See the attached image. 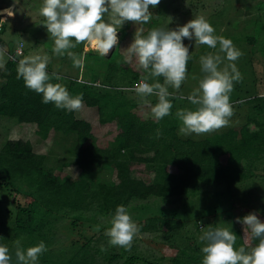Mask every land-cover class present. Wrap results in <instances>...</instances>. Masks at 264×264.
Returning a JSON list of instances; mask_svg holds the SVG:
<instances>
[{
	"label": "trees",
	"instance_id": "trees-1",
	"mask_svg": "<svg viewBox=\"0 0 264 264\" xmlns=\"http://www.w3.org/2000/svg\"><path fill=\"white\" fill-rule=\"evenodd\" d=\"M3 13H10L8 7H0V14ZM157 19L152 18V23ZM149 30L148 27L143 35ZM3 31L4 22L1 32ZM117 49L118 47L111 51L109 58ZM80 51L81 54L84 52L83 56L97 53L89 49L84 51L83 47ZM19 60L7 57L1 61L4 67L0 71V115L15 117L20 122H34V132L41 139L48 138L54 130L72 134L69 147L73 159L62 160L56 169L47 164V152H36L30 137H8L2 142L0 185L10 188L14 194L15 191L20 192L22 184H26L24 192L31 199L22 202L14 197L17 209L9 221L2 220V225L8 230L5 237L0 228V235L3 237L0 244L11 249L14 241L20 239L24 248L35 246L40 242L37 241L40 236H47L45 227H50V221L59 215L70 218L73 230L81 220L96 222L102 217L109 220L110 225L111 215L116 207L124 205L128 211L134 209L139 213L138 228L141 231L153 232L156 238L162 239L170 247H175L177 252L149 259L137 251L128 252L123 248L112 255L115 258L122 257L121 262L112 263L109 259L105 264H202L201 246L190 242L182 245L175 241L177 234L186 239L193 235L183 232L175 221L180 216L181 209L186 207L185 196L190 193L191 188L197 189L195 185L199 182L222 184L223 187L211 191L218 203L228 200L241 208L240 218L255 212L264 221V182H261L264 175L257 180L252 178L250 182L246 180L251 189H259L257 194H251L254 201L258 198L257 205L253 203L244 207L237 200L242 190L240 188L245 186L243 183L240 185V180L244 182L246 177L254 174L249 171L250 167L242 168L241 161L243 158H256L264 151V147L260 149L255 144L264 135V130H258L253 136L249 135L250 128L248 122H245L236 125L238 134L233 133L230 128L222 127L198 136L181 135L176 122L168 117L156 121L149 111L144 116L139 97L128 89L139 82L142 71L135 69L132 74L125 73L124 79H116L118 74L117 71L114 72L111 64L104 78H100L97 70L91 67L87 70L91 77L85 78L83 74L81 78L77 76L68 79L62 85L70 95H80L87 106L97 108L100 125L117 122L118 126L109 145H100L96 141L90 120L78 117L75 111L58 109L54 103H42L41 94L27 89L23 80L17 79L16 68ZM47 71L49 74L55 72L49 68ZM51 82L60 83L54 78ZM246 100L251 102L253 99ZM255 106L260 111L264 105L256 103ZM252 119L258 129L264 126L261 119L255 116ZM148 163H154V169L148 170L150 177L146 178L144 174ZM96 168L114 169L116 179L110 181L97 178L94 185L92 171ZM134 169L135 174L132 173ZM22 180L27 182L22 183ZM152 197L162 200L178 198L181 207L154 209L145 202ZM136 199L142 201L132 205ZM194 221L199 229V218ZM233 227V232L237 235L236 248L258 243L250 240L245 245L243 225L238 223ZM96 234L97 231L79 246H75L74 253L63 264H104L99 261L98 254L107 256V247L104 246L106 251H102V244L91 243L103 235ZM76 241L78 243V239ZM46 258L47 255L44 260Z\"/></svg>",
	"mask_w": 264,
	"mask_h": 264
},
{
	"label": "rangeland",
	"instance_id": "rangeland-1",
	"mask_svg": "<svg viewBox=\"0 0 264 264\" xmlns=\"http://www.w3.org/2000/svg\"><path fill=\"white\" fill-rule=\"evenodd\" d=\"M2 5L8 7L11 13L3 19L4 31L0 34V39L3 43L2 48L6 49L8 47L7 45L16 44L19 38L22 39L25 46H27V51L22 58L36 55L48 56L49 63L47 68L57 72V74L62 77V79L59 80L62 85L77 76L81 78L83 74L86 76L85 78H88V76L91 77V74L87 71L91 67L97 70L96 72L100 78H104V74L109 70L111 64L114 67V72L117 71L118 75L116 79H124L123 77L126 74H132L135 69L141 70L138 68L134 58L128 63L124 60V50L133 42L137 31H140L141 34H145L148 27L150 30L158 27L174 29L178 25L182 26L197 16H203L214 27L215 35L230 39L234 46L242 53L239 59L235 61V64L242 74L243 79L241 82H234L233 91L230 93L233 116L229 119L228 125L224 128H230L233 133L238 134L239 129L236 125L248 122V128H250L249 135L253 136L258 130H260V132L264 130V126L262 128L260 126V129H258L256 122L252 119L255 116L257 119H261L264 122V106H262V109L260 108V111L255 106L256 103L264 105V0H161L160 4L155 8L150 6V11L153 13L152 18H158L156 21L152 23V20H150L147 24L133 23L131 21L124 22L122 26L118 27V45L114 47H118V49L113 56L109 58V56L101 57L97 53L92 55L87 54V56H84L82 67H75L72 60L69 59L67 55L56 56L53 54L52 48L54 42L50 39L47 29L42 25L44 18L39 14L42 0H0V6ZM124 33L125 36H123ZM9 39L12 40L9 41ZM184 44L189 46L191 57L187 64V78L182 83L181 89L178 92L169 87V92L173 93V96L170 97L173 108L171 109V115L166 116L176 122L175 125L178 127V132L180 121L175 116L176 111L182 108L194 107L186 99L180 100L178 97L180 95L187 96L190 94L191 91L198 86L199 79L203 77L204 73L201 71L199 57L208 52L216 53L219 50V46H217V49H209L206 45L196 46L194 39L189 41L185 38ZM82 47L85 51L84 44L78 45L75 49H71V51L75 52L78 56L83 55L84 52L81 54L80 51ZM88 49L94 51L90 46ZM5 59H7L6 52L0 57V63ZM225 63H227V61H225ZM193 77H195V79H193ZM159 79L160 82L163 83V78L161 77ZM1 81L0 74V82ZM132 94L134 95L135 93L132 92ZM248 98L253 100L247 102L246 99ZM149 99L153 105L157 102L156 97H149ZM140 107L144 110V116L149 114L147 111L151 112L147 105L142 106L140 104ZM75 113L78 117L86 118L92 122L94 127L93 131L98 144L109 145L110 140H112L115 134L114 131L118 126L117 122L100 125L97 108L87 106L84 102L81 109L75 111ZM238 119L239 122H237ZM35 127L36 124L34 122H20L15 117L1 114L0 146L8 137H30L34 143L36 152H47V164L49 166L57 169L58 164H60L62 160L73 159V154L69 147L71 139L73 138L72 134L67 135L63 131L54 130L50 133L48 138L41 139L35 134ZM195 136L198 135L195 134ZM251 139L253 140L254 138ZM249 141L250 140H248V142ZM255 144L260 149L264 147V135H261ZM246 166L250 167L251 170L249 171H252L254 174L246 177L244 180L245 183L243 180L239 182L240 185L243 183L245 186L240 188L242 190L237 200L240 201V204L244 207L251 206L253 203L257 205L258 203V198L254 201V196H251V194H257L259 189H251L249 182L252 178L257 180L264 175V151L258 157H254L251 160L243 158L241 167L246 168ZM151 169H154V163L147 164V171L144 174L146 178L150 177L148 170ZM132 173L135 174V169ZM97 178L112 181L116 179L115 170L96 168L92 171L94 185L97 183ZM247 179L249 182L246 181ZM21 182L26 183L27 181L22 180ZM261 182H264V180L261 179ZM195 186L197 189L191 188L189 190L190 193L188 192L185 196L184 201L186 207L181 209V214L175 221L183 232L186 231L187 234L193 235L186 239L180 234H177L175 241L182 245L185 242H190L202 248L203 244L198 239L199 236L202 235L201 228L226 227L233 231V226L238 224L236 218L240 217L241 208L228 200H221L219 203L216 201L217 198L211 191H213L214 188L223 187L220 183L205 184L199 182ZM26 188V184H22L20 192L15 191L14 194H12L10 188L0 185V228L4 231L5 237L7 236L8 229L4 228L2 220L9 221L10 217L14 216L17 209L14 197L22 202H27L31 199V196L24 192ZM262 189L264 188L262 187ZM248 197L251 198L247 201H242L246 200ZM140 201L142 200L136 199L132 202V205ZM145 202L154 209L158 207H181V201L173 197L167 198L166 200L152 197ZM88 212H86V214H88ZM129 213L132 220L138 226L139 213L134 209L130 210ZM196 218H199V229L196 228L194 223V219ZM108 221L109 220L103 217L99 218L96 222L81 220L73 230V227L70 225V218L66 215H59L53 218L48 224L50 227H45L47 236H40L37 240L45 242L47 246L45 254L48 257L44 260L46 255H41L38 264L67 263L71 254L74 253V247L79 246L83 240L89 238V236L93 235L96 231L97 236L100 235V233L103 235L91 243H100L107 247V256L105 254H98L99 261L104 264L108 262L109 259L112 263L121 262L122 257L115 258L112 257V255L122 251L123 248L119 246H109L107 243L108 238L104 236V231L110 227ZM0 239H3L2 235H0ZM76 239H78V243ZM10 250L14 253V245ZM127 251H137L149 259H155L162 254H174L177 252V249L175 247H170L162 239L156 238L153 232L141 231L139 229L134 237L131 249ZM13 259V264H15V257H13Z\"/></svg>",
	"mask_w": 264,
	"mask_h": 264
},
{
	"label": "clouds",
	"instance_id": "clouds-1",
	"mask_svg": "<svg viewBox=\"0 0 264 264\" xmlns=\"http://www.w3.org/2000/svg\"><path fill=\"white\" fill-rule=\"evenodd\" d=\"M160 2L161 0H42L39 14L44 18L42 25L54 42L53 54L67 55L75 67H82L84 56H78L71 49L84 44L85 51L90 46L100 56H108L118 45V27L126 21L147 24L153 15L150 6L155 8ZM185 38L189 41L194 39L196 46L206 45L209 49H217L219 46V50L199 57L203 77L190 94L178 97L194 106L176 111L175 116L180 121L179 132L185 136L212 133L227 126L233 116L230 93L234 82H241L243 79L235 64L242 53L230 39L215 35L214 27L203 16H197L174 29L153 28L146 35L137 31L133 42L124 50V60L128 63L134 58L138 68L142 70V76L129 90L139 97L142 106L150 108L156 121L171 115L173 103L170 97L173 93L169 92V87L177 92L181 89L187 78V64L191 58L189 46L184 44ZM0 46V57L6 52L10 59L13 58L9 56V52L21 48L15 58L20 59L16 68L17 79H22L27 89L41 94L42 103L51 102L56 108L70 112L81 109L82 96H72L62 84L51 82L53 78L59 81L62 77L56 72L49 74L48 56L22 58L27 46L20 38L16 44L7 45L6 49L2 48V42ZM3 67L4 64L0 63V68ZM161 77L163 83L160 82ZM149 80L153 82L149 83ZM149 97H156L157 102L153 105ZM236 222L243 225L245 245L250 240L258 243L236 248L237 235L229 228L202 227V235L198 238L203 244L202 264H264V221L255 212H251L243 218L237 217ZM138 231L126 206L118 205L104 235L108 238L109 246L130 250ZM101 250L106 251V248L101 245ZM46 251L44 241L24 248L21 240L17 239L14 241V253L8 246L0 244V264H13V256L15 264H38L39 257Z\"/></svg>",
	"mask_w": 264,
	"mask_h": 264
},
{
	"label": "built area",
	"instance_id": "built-area-1",
	"mask_svg": "<svg viewBox=\"0 0 264 264\" xmlns=\"http://www.w3.org/2000/svg\"><path fill=\"white\" fill-rule=\"evenodd\" d=\"M0 33L3 29V19L5 18V16H7V14H0ZM0 45H1V41H0ZM17 52H21V48H16L13 52H9V56L13 59H15L17 57Z\"/></svg>",
	"mask_w": 264,
	"mask_h": 264
},
{
	"label": "crops",
	"instance_id": "crops-1",
	"mask_svg": "<svg viewBox=\"0 0 264 264\" xmlns=\"http://www.w3.org/2000/svg\"><path fill=\"white\" fill-rule=\"evenodd\" d=\"M0 7H4L3 5L2 6H0ZM12 39H9V41H11Z\"/></svg>",
	"mask_w": 264,
	"mask_h": 264
}]
</instances>
